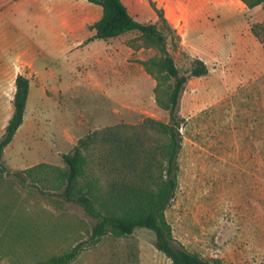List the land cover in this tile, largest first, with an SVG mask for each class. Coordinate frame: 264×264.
<instances>
[{"label":"rangeland","instance_id":"374dc122","mask_svg":"<svg viewBox=\"0 0 264 264\" xmlns=\"http://www.w3.org/2000/svg\"><path fill=\"white\" fill-rule=\"evenodd\" d=\"M139 21H159L181 69L203 59L209 73L187 83L178 187L166 211L175 242L221 264H264V43L254 22L264 4L241 0H126ZM0 138L14 111L16 76L30 78L23 124L3 153L22 170L63 167L79 138L105 126L151 116L157 80L143 60L160 53L140 32L95 38L102 6L90 0H0ZM172 35L179 42L172 46ZM134 41V42H133ZM94 220L78 205L44 194L12 173L0 175V264H31L88 239ZM70 264H173L154 231L107 234Z\"/></svg>","mask_w":264,"mask_h":264},{"label":"trees","instance_id":"16d2710c","mask_svg":"<svg viewBox=\"0 0 264 264\" xmlns=\"http://www.w3.org/2000/svg\"><path fill=\"white\" fill-rule=\"evenodd\" d=\"M90 1L103 9L92 25L95 38L111 39L135 30L140 32V45L158 47L160 53L142 63L157 80L156 101L169 113V120L148 116L137 123L105 126L79 138L73 149L63 154V167L40 162L12 170L4 164L3 153L24 122L30 94V78L23 73L16 76L14 111L0 138V175L12 173L44 194L78 205L94 220L88 239L53 251L31 264H70L88 244H97L107 234L126 237L139 227L154 231L155 246L173 264H221L218 258H205L176 243L166 216L178 187V156L183 148L181 127L186 121L181 113L182 97L189 80L207 75L209 67L199 57L190 58L189 67H179L164 31L175 29L162 11H158V22H141L123 0ZM241 1L249 8L264 4V0ZM251 29L264 43V22H254ZM178 43L172 35V46L177 48Z\"/></svg>","mask_w":264,"mask_h":264},{"label":"crops","instance_id":"0c3cea01","mask_svg":"<svg viewBox=\"0 0 264 264\" xmlns=\"http://www.w3.org/2000/svg\"><path fill=\"white\" fill-rule=\"evenodd\" d=\"M124 1V3L127 5V7H128V2L126 1V0H123ZM0 6H1V13H0V18H6V11H5V6L4 5H2L1 3H0ZM8 15V14H7ZM30 96V95H29Z\"/></svg>","mask_w":264,"mask_h":264}]
</instances>
